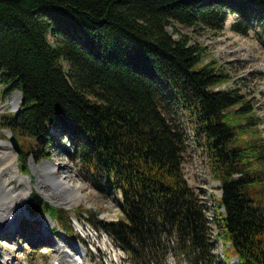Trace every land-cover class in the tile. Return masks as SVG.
<instances>
[{
  "label": "trees",
  "instance_id": "trees-1",
  "mask_svg": "<svg viewBox=\"0 0 264 264\" xmlns=\"http://www.w3.org/2000/svg\"><path fill=\"white\" fill-rule=\"evenodd\" d=\"M225 9L264 19V0H0L1 92L21 95L0 123L32 142L20 149L19 172L59 147L60 132L93 186L119 198L122 218L89 212V221L131 264H165L169 254L188 264H264L260 116L239 85L221 89L232 76L215 59L203 63L204 48L167 30L219 32ZM179 113L219 183L216 234L183 173ZM26 211L37 227L24 218L22 232L37 234L46 215L50 235L74 239L68 212L34 191Z\"/></svg>",
  "mask_w": 264,
  "mask_h": 264
},
{
  "label": "rangeland",
  "instance_id": "rangeland-1",
  "mask_svg": "<svg viewBox=\"0 0 264 264\" xmlns=\"http://www.w3.org/2000/svg\"><path fill=\"white\" fill-rule=\"evenodd\" d=\"M225 11L227 17L223 29L219 32L178 24H175L177 33H174L172 28L167 30L175 40L184 35L190 38V44H198L204 48L203 63L215 59L231 74L232 81L223 84L221 89H227L234 84L239 85L244 96L251 101L255 113L260 116V130L264 138V19L263 16L250 13L243 20L237 13L229 14L227 9ZM235 26H238L239 33L232 30ZM243 29L247 31L245 33L243 31L244 35H241ZM1 91L0 86V122L4 113L17 111L19 105L15 107L13 99L20 96L21 101L19 92L8 95L2 94ZM175 119L186 136L182 164L184 176L189 186L206 204V214L213 230L212 234H216L213 225V209L215 208L214 198L217 199L221 195L219 183L211 177L203 143L198 144L193 141L192 132L183 114L179 113ZM2 128L0 123V155L6 159L0 163V209L15 194L28 192V195L24 199L18 198L19 216H14L11 224L0 229V260L2 261L0 264H58L56 260L62 252L70 255L77 264H88V261L92 262L91 264L95 262L97 264H131L126 254L117 248L106 234L97 231L89 221V212L105 221L122 218L119 198H115L107 190L99 191L93 186L77 158L74 157L75 160H71L67 155L68 152L74 156L70 141L60 132H54L59 147L49 150V155L42 157L41 152L34 158L29 157L26 161L28 169L21 174L19 164L22 163L20 160L25 155L18 157L11 143V133ZM14 138L19 148L24 149L23 153L28 146L32 145L29 139L22 137L17 140L15 136ZM10 151L14 157L10 156ZM40 156L42 160L37 161ZM50 156L51 159L48 160ZM40 167H42L41 170ZM60 177H67L63 179V182L67 181L68 189L54 182ZM79 185H82L80 192L70 189ZM32 191L51 206L68 212L74 239H68V235L61 230L58 231V237L50 235L46 228L52 229L55 223L46 215L38 218L41 226L37 234L22 232L21 224L24 218L32 222L29 227H37L33 222L34 218L30 217L26 211V200ZM221 244L217 241L215 253L218 255H221ZM165 262V264H188L182 258L176 259L171 254L167 256Z\"/></svg>",
  "mask_w": 264,
  "mask_h": 264
},
{
  "label": "bare ground",
  "instance_id": "bare-ground-1",
  "mask_svg": "<svg viewBox=\"0 0 264 264\" xmlns=\"http://www.w3.org/2000/svg\"><path fill=\"white\" fill-rule=\"evenodd\" d=\"M19 103H20V96H18L17 98L13 99V105L15 107H17L19 105ZM9 154H10L11 157H14L12 151H10ZM4 160H6L5 157H3V155H0V163H2ZM42 167H40V170H41ZM40 170H39V172H41ZM67 177L56 178L57 181H55V182L58 185L60 184V186L63 187L64 189H68L69 187L67 185V181L63 182V179H65ZM69 177H70V175H69ZM38 178L40 179V177H38ZM40 183H42V182H40ZM65 183H66V185H65ZM75 187H77V188H75ZM75 187H73V188L71 187L70 189L71 190H78V192H80L81 189H82V185L75 186ZM27 195H28V192L15 194L13 196V198L7 204H4L2 206V208L0 209V217H2V218H0V229L3 226L11 224L14 216L15 217L19 216V214H20V206L18 205V198L19 197H23V199H24ZM12 204H13V206H12ZM0 259H1V257H0ZM56 261H58V264H77L76 262H74V259H72L70 257V255H68L66 252H62L60 254L58 260H56ZM0 262L2 263L1 260H0ZM91 263L92 262L88 261V264H91ZM94 264H97V262H95Z\"/></svg>",
  "mask_w": 264,
  "mask_h": 264
},
{
  "label": "water",
  "instance_id": "water-1",
  "mask_svg": "<svg viewBox=\"0 0 264 264\" xmlns=\"http://www.w3.org/2000/svg\"><path fill=\"white\" fill-rule=\"evenodd\" d=\"M11 143H12V146H13V148L15 150V153L18 155V157H21L22 150H20V148H19V146H18V144H17L16 139L14 138V136H12V138H11Z\"/></svg>",
  "mask_w": 264,
  "mask_h": 264
}]
</instances>
